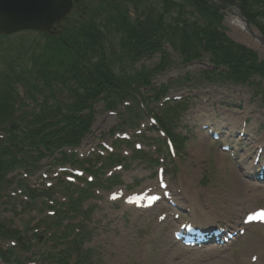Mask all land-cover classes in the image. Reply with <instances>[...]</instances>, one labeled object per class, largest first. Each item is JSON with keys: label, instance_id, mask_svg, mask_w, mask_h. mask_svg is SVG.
Returning a JSON list of instances; mask_svg holds the SVG:
<instances>
[{"label": "trees", "instance_id": "16d2710c", "mask_svg": "<svg viewBox=\"0 0 264 264\" xmlns=\"http://www.w3.org/2000/svg\"><path fill=\"white\" fill-rule=\"evenodd\" d=\"M238 3L241 13L264 36V0H238ZM129 6L135 10L134 15ZM90 10L83 18H71L54 34H45L39 52L29 57L32 68L26 69V77L15 75L13 69L0 70V133H3L0 198L22 201L7 192L12 183H23L15 176H7L17 168L30 172L39 158L55 152H60L61 156L54 157V161L77 162L73 154L61 149L78 145L90 132L96 103L115 109L118 101L132 98L148 106L169 91L170 83L171 88L180 87L192 72L183 74V80L178 75L180 80L154 83L155 77L174 62L187 64L207 59L211 68L200 71L198 82L204 79L249 85L255 83L256 76L264 78V59L259 60L252 49L225 34L214 0H160V3L157 0H107L104 5ZM155 55L158 60L153 65H137ZM31 71L34 79L42 80V87L27 78ZM17 79L29 86L27 94L37 103L34 108L19 109L13 86ZM36 93H42V98L37 99ZM181 106L182 102H165L159 108L163 127L170 126V120ZM127 109L132 111L133 108ZM17 111L20 113L16 114ZM15 121L18 127L12 130L10 125ZM168 127L165 129L179 149L185 138L172 133L173 128L168 130ZM26 190L31 202L46 193L27 185ZM63 190L65 201H55L59 206L55 209L57 214L45 216V231L39 229L42 220L34 219L33 228L39 231L27 237L26 229L12 227L11 218H8V226L6 220L0 218V237L15 238L20 249L28 250L38 234L49 233L45 238V251L38 249L37 252L41 264H84L90 258L89 249H81V253L78 250L85 234L89 233L87 226L73 221L62 225L61 221L66 217L73 220L76 214L82 213L80 207L87 189L68 185ZM30 206L25 202L21 209L29 211ZM78 226L80 233L68 239L72 229ZM50 241L56 244L48 245ZM13 250L0 248V255L12 256Z\"/></svg>", "mask_w": 264, "mask_h": 264}, {"label": "rangeland", "instance_id": "374dc122", "mask_svg": "<svg viewBox=\"0 0 264 264\" xmlns=\"http://www.w3.org/2000/svg\"><path fill=\"white\" fill-rule=\"evenodd\" d=\"M88 3L96 4L95 0H88ZM235 8L232 3L223 10L222 26L233 40L251 47L259 58L264 57V41L260 39L259 31L246 24ZM42 40L41 34L36 32L0 37V70L13 69L21 75L20 70L25 67L26 71L30 66L28 57L39 52L36 42L42 44ZM156 59L157 56L144 59L137 65L141 62L151 65ZM206 67L205 60L188 66H174L157 75L155 82L162 83L187 70ZM36 82L41 84L40 80ZM15 92L22 95L21 84ZM174 92H171L172 96L184 93ZM193 94L185 109L177 114L178 119L173 125L187 139L172 159L167 157L162 163V180L167 183L166 190L169 191L163 200L143 208L127 202L131 194L139 191H161L156 165L152 167L150 163L124 160L119 169L115 164H105L102 171L113 172L120 180L118 183L115 176L112 188L104 187L103 173L94 176L97 183L93 187L95 196L87 201L94 205L93 209L89 214L82 212L80 215L81 223L87 226L89 233L85 234L78 251L89 249L91 254L84 264H264V227L259 224L242 226L244 232L238 234V238L217 248L184 250L170 239V229L181 221H193L207 227L222 222L234 225L245 212L264 207V181L258 178L260 166L264 163V104L253 98L246 86L209 84ZM61 99L65 100V97ZM235 106L241 110L237 112ZM95 109L91 132L80 144L79 152L85 157L93 150L106 152L101 142L111 143L110 129L119 122L118 115L101 109L100 105ZM142 119L140 128L145 132L146 116L142 115ZM126 127L124 131L132 136V145L138 141L147 149V140L134 138L133 134L138 131ZM154 135L146 134L151 138ZM226 144L229 145L228 151L222 149ZM259 146L262 148L258 162H255L253 159ZM115 150L126 156L130 154V148L125 144L117 145ZM55 167L52 165L49 169L56 171ZM244 167L251 169L246 173L248 175L242 174ZM47 168L40 169L39 173ZM234 173L240 175V180L230 185ZM134 180L138 184L129 186ZM125 184L130 188L126 189ZM233 185L239 188L241 196H235V201L231 202L226 200V191ZM112 193L117 197H112ZM198 204L209 213L208 220L199 217L202 215H199ZM14 208L19 209L16 205ZM2 212L5 211H0V215ZM12 219L17 224L22 222L20 215H14ZM8 261L0 264H27L31 260L26 261L25 255L20 253L15 262Z\"/></svg>", "mask_w": 264, "mask_h": 264}, {"label": "water", "instance_id": "95a60500", "mask_svg": "<svg viewBox=\"0 0 264 264\" xmlns=\"http://www.w3.org/2000/svg\"><path fill=\"white\" fill-rule=\"evenodd\" d=\"M72 0H0V34L50 30L71 8Z\"/></svg>", "mask_w": 264, "mask_h": 264}, {"label": "bare ground", "instance_id": "6f19581e", "mask_svg": "<svg viewBox=\"0 0 264 264\" xmlns=\"http://www.w3.org/2000/svg\"><path fill=\"white\" fill-rule=\"evenodd\" d=\"M249 170L251 171V169L244 167V171L242 172V174H244V173L246 174L247 172H250ZM246 175H248V174H246ZM238 179L240 180V175L237 173H234L233 179H231L232 183H230V185H232L233 182L237 181ZM184 187L185 186L183 185V188ZM235 196H237L239 198V196H241V191L239 190L238 187L233 185V186L229 187V189L226 191V200L234 202L235 200H233V199L236 198ZM198 210L201 213L199 215H202L199 217H202L205 220L209 219V215H208L209 213L200 204H198ZM168 250H169V248H168Z\"/></svg>", "mask_w": 264, "mask_h": 264}, {"label": "snow or ice", "instance_id": "6c2138e0", "mask_svg": "<svg viewBox=\"0 0 264 264\" xmlns=\"http://www.w3.org/2000/svg\"><path fill=\"white\" fill-rule=\"evenodd\" d=\"M257 216H259L261 218V220H264V212L262 213H258ZM255 217L253 216H249L248 220L251 221L252 219H254Z\"/></svg>", "mask_w": 264, "mask_h": 264}]
</instances>
